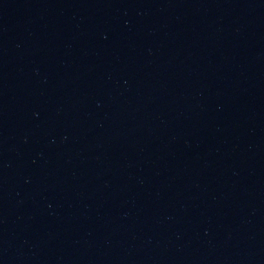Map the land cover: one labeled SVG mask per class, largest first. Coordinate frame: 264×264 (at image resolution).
Wrapping results in <instances>:
<instances>
[{
	"label": "water",
	"instance_id": "1",
	"mask_svg": "<svg viewBox=\"0 0 264 264\" xmlns=\"http://www.w3.org/2000/svg\"><path fill=\"white\" fill-rule=\"evenodd\" d=\"M0 264H264V0H0Z\"/></svg>",
	"mask_w": 264,
	"mask_h": 264
}]
</instances>
